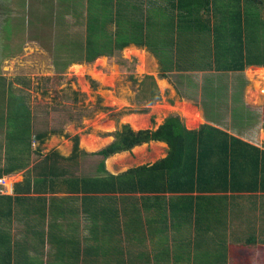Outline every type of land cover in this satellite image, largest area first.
Listing matches in <instances>:
<instances>
[{
  "label": "trees",
  "instance_id": "1",
  "mask_svg": "<svg viewBox=\"0 0 264 264\" xmlns=\"http://www.w3.org/2000/svg\"><path fill=\"white\" fill-rule=\"evenodd\" d=\"M89 1L85 10L58 12L53 7L54 1L50 0L48 5L46 3V13L37 15L40 12L32 8L27 15L17 14L20 18L16 26L8 24L4 31L11 32L16 27L23 32L26 25L53 28L57 24L56 58L64 70L74 63H93L103 56L114 57L130 46L146 48L158 58L161 78H167L173 71L187 75L208 74L201 101L207 116H224L231 111L241 122L258 117L256 110L244 104L242 85L231 91L225 76L243 73L251 66L264 67V0H147V4L146 0L141 4L129 0ZM69 14L84 19L81 23L84 33L73 32L69 29L71 25L66 27L65 16ZM51 33L47 31V35ZM37 36V40H41L42 35ZM24 41H28L27 36L19 44L15 43L14 50L8 49L13 42L5 44L4 50H8L10 56L18 55ZM219 73L222 75L218 76ZM147 79L154 87L152 100L160 99L154 77ZM5 81L2 77L0 130L8 128L12 144L17 142L23 149L24 144H31L34 138L44 143L52 134L64 133L50 118L33 123L32 119L37 116L27 95L23 91L19 95L13 93L12 85ZM11 127L14 132L9 130ZM111 135L115 140L92 155L106 159L151 141H161L169 146L168 156L153 165L132 168L119 175L79 174L69 166L83 153L80 138L75 136L71 156L49 152L34 166L37 176L29 173L16 184H68L71 191L123 193L127 197L146 194L151 195L146 196L147 199L153 197L159 211L165 210L162 200L168 193H179L177 202L180 203L191 199L184 195L193 191L264 192V149L211 125L189 130L180 116L172 115L156 130L136 131L124 124ZM12 171L13 168L0 170V179ZM73 184L78 187L73 189ZM176 205L171 208L172 212L176 213V208L182 212L183 207ZM192 205L184 208L191 209Z\"/></svg>",
  "mask_w": 264,
  "mask_h": 264
},
{
  "label": "crops",
  "instance_id": "2",
  "mask_svg": "<svg viewBox=\"0 0 264 264\" xmlns=\"http://www.w3.org/2000/svg\"><path fill=\"white\" fill-rule=\"evenodd\" d=\"M53 1L57 4L58 0ZM71 1L67 5L76 4ZM142 1L129 0L135 4ZM18 3L17 9L22 12L34 7L44 11L40 9L43 0ZM2 77L5 75H0V83L4 82ZM5 82L14 85L13 93H22L23 88L16 83L7 78ZM178 104L168 103L170 111L165 116L153 112L149 121L144 111H139L126 117L120 127L131 123V119L136 131L156 130L168 117L178 115L189 130L208 124L264 149V128H257L264 123V106L261 111L255 108L258 117L241 122L231 111L224 116H207L203 108L196 107L193 114H181ZM35 119L33 123L38 121ZM74 122L79 128L86 123L81 119L71 123ZM95 126L100 131L98 136L87 137L89 134L82 128L75 129L70 135L52 134L44 143L34 138L23 149L17 142L12 144L6 126L0 130V170L13 168L0 184V264H264L263 191H193L184 195L191 199L180 203L179 193H168L162 200L165 210L159 211L153 197L147 199L151 195L146 194L127 197L123 193L71 191L68 184H16L29 173L37 176L34 166L49 152L71 156L75 136L80 138L83 153L69 166L79 174L119 175L168 156L169 146L161 141H151L106 159L92 155L110 145L115 140L111 134L120 128L111 120ZM96 145L100 148L92 149ZM77 187L73 184V189ZM177 203L183 207L182 212L176 208L173 213L171 208ZM190 204L191 209L184 208Z\"/></svg>",
  "mask_w": 264,
  "mask_h": 264
},
{
  "label": "rangeland",
  "instance_id": "3",
  "mask_svg": "<svg viewBox=\"0 0 264 264\" xmlns=\"http://www.w3.org/2000/svg\"><path fill=\"white\" fill-rule=\"evenodd\" d=\"M30 1L33 3V0ZM43 1L40 9L43 8L44 11L37 15L48 10L50 0ZM70 1L58 0L57 4L54 1L53 7L58 12L86 9V0H72L71 2L76 4L71 6L67 5ZM18 5V0H0V75H5L7 80L23 88L37 120L50 118L51 122H55L56 128H63L68 135L82 128L89 134L87 137H90L99 135L100 131L95 124L102 121H114L118 128L126 117H132L142 110L146 121H149L153 112L158 116H165L170 111L168 103L174 105L175 101L179 103L181 114H193L196 107L202 109L203 86L208 76L206 72L187 75L173 71L169 73V78H161L158 58L146 48L136 46L126 48L114 57L103 56L93 63H74L64 70L61 64H57L56 58L55 46L59 41L57 24L53 28H50V25L42 28L26 25L23 32L16 27L11 32L8 29L4 31L8 24L16 26L20 18L17 14L27 15L22 9H17ZM65 20L68 22L66 27L71 25L69 29L73 32L84 33V26L81 25L83 18L79 20L69 14L65 16ZM60 26L63 28V25ZM47 31L53 33L47 35ZM37 34L42 35L41 40H37ZM26 36L28 41H24L22 51L18 55L10 56L9 51L4 50V45L11 42L13 43L9 44L8 49L14 50L15 43L19 44ZM16 40L17 42H14ZM149 76L154 77L158 86V94L161 97L158 100H152L154 87L147 79ZM225 78L231 91L239 89L242 85L245 105L254 110L259 108L261 111L264 106V71L257 67L247 68L243 73H232ZM7 85L10 84L7 82ZM13 86L12 84V88ZM69 119L72 121L68 122ZM80 119L86 122L82 123L81 128L74 125L75 122L71 123L74 120L80 122ZM129 120L131 123L128 124L133 127L135 122ZM263 126L264 123L257 128H264ZM9 130L14 132L13 127ZM7 135L10 136V133ZM97 148L100 147L96 145L92 149Z\"/></svg>",
  "mask_w": 264,
  "mask_h": 264
},
{
  "label": "built area",
  "instance_id": "4",
  "mask_svg": "<svg viewBox=\"0 0 264 264\" xmlns=\"http://www.w3.org/2000/svg\"><path fill=\"white\" fill-rule=\"evenodd\" d=\"M0 184H3V180L2 179H0Z\"/></svg>",
  "mask_w": 264,
  "mask_h": 264
},
{
  "label": "bare ground",
  "instance_id": "5",
  "mask_svg": "<svg viewBox=\"0 0 264 264\" xmlns=\"http://www.w3.org/2000/svg\"><path fill=\"white\" fill-rule=\"evenodd\" d=\"M264 69V68H263ZM262 68H260L261 71H264ZM92 146V145H91Z\"/></svg>",
  "mask_w": 264,
  "mask_h": 264
}]
</instances>
